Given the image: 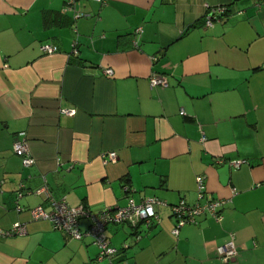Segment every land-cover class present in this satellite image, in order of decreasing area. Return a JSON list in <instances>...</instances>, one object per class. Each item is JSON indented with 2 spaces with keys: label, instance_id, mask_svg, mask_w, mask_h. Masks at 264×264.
Segmentation results:
<instances>
[{
  "label": "crops",
  "instance_id": "obj_1",
  "mask_svg": "<svg viewBox=\"0 0 264 264\" xmlns=\"http://www.w3.org/2000/svg\"><path fill=\"white\" fill-rule=\"evenodd\" d=\"M69 2L0 0V232L26 226L0 236V264H103L91 237L32 219L50 197L92 213L165 201L137 242L128 224L107 227L115 248L129 245L117 261L264 264V0ZM217 6L227 13L206 27ZM152 74L167 86L151 87ZM20 136L30 167L13 151ZM198 176L202 202L225 200L223 220L202 215L175 237L171 205L198 201ZM232 233L237 255L224 263L217 248Z\"/></svg>",
  "mask_w": 264,
  "mask_h": 264
},
{
  "label": "built area",
  "instance_id": "obj_2",
  "mask_svg": "<svg viewBox=\"0 0 264 264\" xmlns=\"http://www.w3.org/2000/svg\"><path fill=\"white\" fill-rule=\"evenodd\" d=\"M103 3L104 0H93ZM70 0L69 4H73ZM227 13V8L224 6L208 7L204 15V24L206 27H212L215 21H220L221 16ZM81 14L76 12L75 18L80 17ZM142 31L141 28L137 30V34ZM43 53L52 54L57 51V47L50 44H43L40 47ZM74 54H77L76 45L73 44ZM105 74H112L111 69L104 71ZM150 85L167 86V79L164 76L152 74L150 76ZM62 114L74 115V109H62ZM184 114V111L181 112ZM13 151L16 155L22 158V163L26 167L34 165L35 161L31 155L27 141L24 136L18 137L13 143ZM104 162L117 159L115 152H108L103 154ZM236 165V163H233ZM204 176L196 178L198 189V201L190 204L185 200H180L178 203L171 205L172 216L175 218V225L171 233L177 237L180 228L187 224H196L202 215H209L217 222L223 220L221 209L225 204V200H209L202 202L204 197ZM1 186V183H0ZM125 190H128L124 186ZM1 191V190H0ZM37 194L45 193L48 197L49 192L44 186L36 192ZM22 192H17L16 197L19 199ZM51 210L46 211L41 206L31 209V217L34 220H48L56 231L63 232L73 239L81 240L84 236L92 238L93 244L98 248L96 260L103 264H129L127 260L117 261L116 258L122 250H127L129 245L126 244L122 249L115 248L106 234V229L112 224H128L131 229L135 230L134 240L137 242L141 238L140 227L145 229L150 228L155 223L160 222V217L156 211V206H166L167 203L159 198H146L140 202H135L130 199L125 207H109L99 213H92L87 207L70 206L65 199L54 200L50 197ZM16 209L21 211V206L17 205ZM88 218L90 220L89 227L86 231H81L80 220ZM26 234V226L22 223H14L8 230L0 232L2 237H10L15 235ZM234 234H230L229 240L217 248L218 256L224 263L233 261L237 255V248L234 241Z\"/></svg>",
  "mask_w": 264,
  "mask_h": 264
},
{
  "label": "trees",
  "instance_id": "obj_3",
  "mask_svg": "<svg viewBox=\"0 0 264 264\" xmlns=\"http://www.w3.org/2000/svg\"><path fill=\"white\" fill-rule=\"evenodd\" d=\"M130 228H131V227H130ZM172 235H173V234H172ZM125 251H127V250H122L121 252H125ZM121 252H120V253H121ZM124 259H125V258H124ZM121 260H123V259H121Z\"/></svg>",
  "mask_w": 264,
  "mask_h": 264
}]
</instances>
